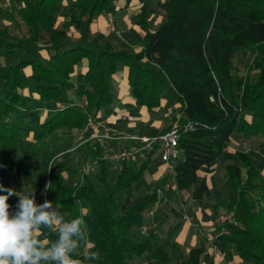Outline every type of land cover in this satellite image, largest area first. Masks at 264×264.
Listing matches in <instances>:
<instances>
[{
  "label": "trees",
  "instance_id": "1",
  "mask_svg": "<svg viewBox=\"0 0 264 264\" xmlns=\"http://www.w3.org/2000/svg\"><path fill=\"white\" fill-rule=\"evenodd\" d=\"M64 1H24L19 15L31 31L28 39L10 35L8 27L0 30V61L4 54L14 60L4 70L0 87V184L24 195L25 167L32 169L33 178L45 179L35 167L40 147L59 132L87 126V112L76 107L60 109L40 124L35 145L22 153L26 115L37 109L23 92L26 69H31L29 78L46 107L67 96L73 73L88 61L77 96L87 99L94 119L116 102L113 77L123 67L137 106L154 112L161 108L166 93L181 106L180 114L170 118L183 127L181 157L171 173L176 190L203 200L209 187L199 172L219 166L230 194L213 211L229 209L236 217L233 223L217 225L215 244L234 249L250 264H264V186L258 189L255 182L260 176L256 155L264 156V0H168L160 26L138 40V53L129 52L122 41L85 42L94 20L117 0H76L69 20L57 25ZM148 8L149 1L137 17L141 26L148 24ZM71 28L80 33L79 40L72 41ZM248 50L254 55L256 82L252 75L237 78L234 67L236 56ZM41 51L47 52L46 59ZM185 125L192 128L185 131ZM238 133L261 136L263 141L255 150L231 152L229 145ZM158 148L155 145L139 167L124 162L115 172L111 162L97 153V173L83 176L73 186L62 176L50 178L45 200L66 220L81 217L86 224L87 240L75 259L84 261L86 254L95 252L99 258L84 264H201L203 246L187 251L171 235L163 238L162 222L147 228V216L159 200L158 184L146 193L138 185ZM57 170L71 172L61 165ZM18 198L10 197V211ZM44 230L50 241L56 239L55 233Z\"/></svg>",
  "mask_w": 264,
  "mask_h": 264
},
{
  "label": "crops",
  "instance_id": "2",
  "mask_svg": "<svg viewBox=\"0 0 264 264\" xmlns=\"http://www.w3.org/2000/svg\"><path fill=\"white\" fill-rule=\"evenodd\" d=\"M5 1H7V3L9 2V0H4L0 5ZM147 1H149V11L147 15L148 24L146 26H141L137 17L141 13V8L144 3ZM75 2L76 0H65L60 5L57 15V25L69 20L70 9ZM150 2V0H144L143 2L142 0H117L107 13L94 20L90 28L91 33L85 38L86 41H84L87 44L95 41L101 43H105L109 40L122 41L129 47V50L127 48L123 50L138 53L141 50L137 45L138 40L143 38L148 32L155 31L160 26L163 15L166 13V11H160L159 18L152 20ZM23 7L24 4L22 5V8ZM131 9L135 11L133 20L130 19L129 12ZM2 14L3 12L0 15ZM152 22L155 23L154 28L151 27ZM119 30L124 36L122 39L116 37L115 33H119ZM69 36L72 41L81 38L80 33L74 28H71ZM40 54L43 59L47 58L46 51H41ZM87 68L88 61L86 60L76 68L71 80L67 84L68 93L67 96H65V98H68L67 101H63L64 98H62L60 101L54 102L46 107H37V110H40L39 117L42 122H44L49 114L57 112L60 109L66 107L81 109L85 105L83 99L77 96V90L84 82V75ZM25 72L27 73V78L30 80L31 69L28 68ZM113 91L117 96V100L110 108L99 112L98 116L94 118L96 122L95 128L86 130L89 135L88 141L93 140L95 142H101V140L94 137L95 133L98 135L117 133V135L147 137L153 132V128L157 124L164 127L160 132L162 133L170 127L172 123L170 118L173 115L177 116L180 114V104L173 103L168 93L163 97L161 108L154 112H149L147 109L137 106L135 99L131 95L126 68H119L117 74L113 77ZM28 94L29 93H24L26 97H28ZM36 99H39L37 94ZM88 116L92 117V114H88ZM120 143L133 145V141L128 140H121ZM229 151L231 150L229 149ZM201 171L199 172V177ZM220 172H222L221 177L226 186L224 172L219 168L216 173L219 174ZM150 173V182L144 183L142 180L138 185L142 187L141 193H146L152 186L158 184L157 191L159 200L154 210L147 216V228L156 227L162 222L163 226L160 232L163 238L167 235H171L173 239L187 251L190 248H200L203 246L204 254L201 257V264H250L240 259L234 249L225 250L220 244L217 245L207 242V238L210 237V235L211 237L213 236L212 232L216 226L212 220L211 210L222 201L226 200L230 194V191L222 185L219 188L221 193L219 192L216 197L217 188H215L212 183L213 175L203 176V179H206L209 187L208 197L203 200H194L190 193H181L176 190L172 175L167 173V167L162 162L160 153H158L157 156L153 155L151 157L146 175ZM224 192H226V195L221 199V195ZM212 194L213 197L210 198ZM180 214L186 215V219H180Z\"/></svg>",
  "mask_w": 264,
  "mask_h": 264
},
{
  "label": "rangeland",
  "instance_id": "3",
  "mask_svg": "<svg viewBox=\"0 0 264 264\" xmlns=\"http://www.w3.org/2000/svg\"><path fill=\"white\" fill-rule=\"evenodd\" d=\"M25 0H9L3 2L0 5L3 14L0 15V30H5L6 27L10 29V35H15V37H25L26 39L30 38V30L25 27L22 23V20L19 15V11L22 9V5ZM144 0H142L143 2ZM150 13L152 14V20L155 18H159L160 11H167L169 7L168 0H150ZM134 10V9H133ZM132 9L130 10V19H134V12ZM155 23H151V27L154 28ZM9 25V26H8ZM144 29V28H142ZM116 37L122 39L124 38L123 34L120 32L115 33ZM25 44V42H22ZM254 60V55L252 51L248 50L246 52L239 53L236 56L234 61V67L237 72V78H241L243 75H252V81L256 82L257 80V72H254L253 66L251 65ZM14 63L12 58H9L6 54H4L2 60L0 61V87L2 86V75L4 70L8 68L11 64ZM26 77L24 83V93L28 94V99L35 107H42L39 99H36V92L33 86V81L27 78V73L24 72ZM68 98L64 97L63 101H67ZM83 100L87 102V99L84 97ZM83 111L87 112V114H92V110H89L88 102L82 108ZM39 112L37 109L31 113H28L27 119L25 120L24 129L27 131V139L25 140L23 147L21 148L22 153H26L30 148H32L36 143V135L40 131V124L42 122L39 117ZM179 112V109H178ZM90 116H87V118ZM164 127L160 126V124L155 125L153 128V132L147 136L148 138H155L160 134ZM91 128L85 127L84 130H73L71 133L67 132H59L56 138L51 140L46 145H42L40 147L39 155L35 167L40 169V173L45 178L42 181H38L36 178H33V173L31 168L25 167L23 171V181L26 183V189L23 194L27 196H31L34 194L35 201L37 204H42L45 201V197L47 192H44L46 185L49 184V180L52 177H64L65 183L67 185L73 186L83 181V176L93 177L98 171V164L96 155L99 153L100 157L107 159L111 162L112 172H115L121 168L122 163L117 158L124 152H131L133 149H140L146 146L145 143L140 140H134L133 145H127L124 143H120L121 140H111L107 138L106 135H98L95 133L94 137L101 142L97 141H88L89 135L88 131ZM79 131V132H78ZM75 133V134H74ZM110 135V134H109ZM133 136V135H132ZM138 138L146 137V136H137ZM263 141L261 136H254L252 134H235L232 142L229 145V149L231 151H250L257 149V146ZM126 143V142H125ZM100 144V145H99ZM160 148V147H159ZM154 153L155 156L160 153V149ZM151 152L148 149L143 150L140 154L136 156V159L131 161L136 167H139L140 163L143 159H145L146 155ZM222 162V161H221ZM57 165H61L69 169L68 173H61L57 170ZM166 165V164H165ZM51 167V168H50ZM167 167V173L171 174V171ZM256 170L259 172L260 176L255 179L257 183L258 189H261L264 186V156L260 153L256 155L255 162ZM219 167L215 166L213 168H205L201 171L200 179H203V176L213 175L212 183L216 189V197L218 193L221 191L219 188L223 185L222 172L219 174L216 171ZM89 170V173L85 171ZM154 171V169H153ZM149 179H151V173L146 175L143 179L144 183H149ZM229 191L230 189L225 186ZM140 192L142 191V187H139ZM224 194V195H223ZM221 195V199L226 195L224 192ZM213 197V194L210 198ZM253 199V197H251ZM209 199V198H208ZM59 210V209H58ZM16 211V207L13 209V213ZM60 211V210H59ZM61 212V211H60ZM229 213H233V219L235 221L236 214L229 209H219L217 213L214 214V211L211 210V216L213 223L216 225L212 232L213 241L210 242V237L207 238L208 243H215L216 240V229H217V219L219 215H228ZM181 215V214H180ZM186 215H181L180 219H186ZM179 218V217H178ZM43 236L41 238H47L48 236L45 230L42 228ZM210 238V239H209ZM49 240V239H48ZM50 241V240H49ZM51 242V241H50ZM186 250V249H185Z\"/></svg>",
  "mask_w": 264,
  "mask_h": 264
},
{
  "label": "clouds",
  "instance_id": "4",
  "mask_svg": "<svg viewBox=\"0 0 264 264\" xmlns=\"http://www.w3.org/2000/svg\"><path fill=\"white\" fill-rule=\"evenodd\" d=\"M12 196L19 197L14 213L8 203ZM42 228L55 233L56 239L41 238ZM87 235L83 218L66 220L51 201L37 204L34 194L17 195L13 188L0 184V264H84L97 260L95 252L86 254L84 261L74 258Z\"/></svg>",
  "mask_w": 264,
  "mask_h": 264
},
{
  "label": "built area",
  "instance_id": "5",
  "mask_svg": "<svg viewBox=\"0 0 264 264\" xmlns=\"http://www.w3.org/2000/svg\"><path fill=\"white\" fill-rule=\"evenodd\" d=\"M84 101V100H83ZM84 104H87V102L84 101ZM96 122L92 117H88L87 119V127L88 128H95ZM192 128L191 125H185L184 130L188 131ZM183 129L182 125L178 121H175L171 124L169 130L166 132L160 133L155 138H148V137H142L138 138L137 136H126V135H117V133H112L110 135H106L107 138L111 140H128V141H134V140H140L141 142L145 143L146 146L140 148V149H133L131 152H124L122 153L117 160H120L121 162H131L136 159V156L140 154L143 150L148 149L149 151H152L155 145H158L160 147V157L164 164L168 166V169L173 172V164L178 161L181 157V152L179 149V140H180V131ZM86 173H89V170L85 171ZM233 213H229L228 215H219L217 219L218 224H225V223H233L235 222L233 219ZM225 230H222L224 232ZM217 238V236L215 237ZM210 239V238H209ZM213 239L211 237L210 242H212Z\"/></svg>",
  "mask_w": 264,
  "mask_h": 264
}]
</instances>
